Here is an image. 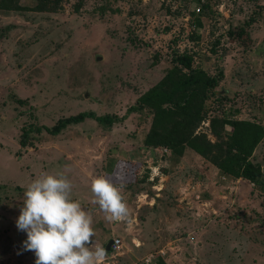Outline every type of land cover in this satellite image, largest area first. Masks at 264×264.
<instances>
[{"label": "rangeland", "instance_id": "rangeland-1", "mask_svg": "<svg viewBox=\"0 0 264 264\" xmlns=\"http://www.w3.org/2000/svg\"><path fill=\"white\" fill-rule=\"evenodd\" d=\"M263 5L0 0V264H35L16 221L28 185L58 173L92 217V247L106 250L109 240L121 239L104 264H143L159 254L167 264H264V184L219 177L204 158L161 161L162 148L148 152L143 144L151 113L136 107L171 66L173 51H186L194 67L211 75L222 70L197 131L214 140L216 115L264 124ZM233 28L246 35L232 40ZM88 111L113 123L87 118L56 135L44 129ZM252 161L264 182V139ZM107 172L123 185L125 220L109 221L92 203L91 182Z\"/></svg>", "mask_w": 264, "mask_h": 264}, {"label": "trees", "instance_id": "trees-1", "mask_svg": "<svg viewBox=\"0 0 264 264\" xmlns=\"http://www.w3.org/2000/svg\"><path fill=\"white\" fill-rule=\"evenodd\" d=\"M194 22L201 26L200 17H195ZM229 35L232 40L242 39L246 32L233 28ZM172 54L171 66L165 70L161 80L136 100L138 110L146 108L152 116L143 144L146 147L167 148L166 157L175 160L190 149L208 160L225 177L263 185L262 167L252 161V156L264 139V124L254 119L216 115L210 119L214 140H210L205 132L197 131L201 122L210 115L207 101L219 84L222 70L218 75H211L203 68L193 66L194 58L189 52L174 50ZM87 118L113 123L111 116H96L88 111L61 118L52 128L44 129L56 135L68 125L81 123ZM124 174L121 173L123 177ZM109 176L112 177V174L107 172L104 177L107 179ZM153 264L167 263L157 255Z\"/></svg>", "mask_w": 264, "mask_h": 264}, {"label": "clouds", "instance_id": "clouds-1", "mask_svg": "<svg viewBox=\"0 0 264 264\" xmlns=\"http://www.w3.org/2000/svg\"><path fill=\"white\" fill-rule=\"evenodd\" d=\"M117 187L105 177L91 182V191L109 221L128 217L129 209ZM73 184L63 173L43 174L24 192L25 200L16 221L27 233L26 250L33 251L35 264H104L106 250L94 248L95 230L91 215L72 197Z\"/></svg>", "mask_w": 264, "mask_h": 264}, {"label": "crops", "instance_id": "crops-1", "mask_svg": "<svg viewBox=\"0 0 264 264\" xmlns=\"http://www.w3.org/2000/svg\"><path fill=\"white\" fill-rule=\"evenodd\" d=\"M148 148V152H149V150H151V149H154V150H160L162 147H160V148H156V147H147ZM161 151V150H160ZM162 152V151H161ZM167 154L168 153H163V154H160V160L161 161H163L164 160V158L167 156ZM188 155H190L191 157H195L197 160H199V159H201L202 157L201 156H199L198 154H196L194 151H192V150H190V149H186L185 150V152H184V154H183V156L181 157V158H179V160L180 161H183V160H186L187 161V159H186V157L188 156ZM203 159V158H202ZM210 165H212V164H210ZM212 167H213V172L215 171V173H219L218 174V176L219 177H225V176H223L220 172H219V170L214 166V165H212ZM238 180V179H237ZM154 185H157V183H154ZM163 252V251H162ZM164 253V252H163ZM160 255V254H159ZM161 257H162V254L160 255Z\"/></svg>", "mask_w": 264, "mask_h": 264}, {"label": "built area", "instance_id": "built-area-1", "mask_svg": "<svg viewBox=\"0 0 264 264\" xmlns=\"http://www.w3.org/2000/svg\"><path fill=\"white\" fill-rule=\"evenodd\" d=\"M164 153H168L169 150L167 148H162ZM155 171V169H154ZM225 178V177H223ZM120 245H121V239L116 237L113 239V243L111 245V250L112 251H117L119 248H120ZM153 261H154V258L153 257H149V258H146L144 259V263L143 264H153Z\"/></svg>", "mask_w": 264, "mask_h": 264}, {"label": "water", "instance_id": "water-1", "mask_svg": "<svg viewBox=\"0 0 264 264\" xmlns=\"http://www.w3.org/2000/svg\"><path fill=\"white\" fill-rule=\"evenodd\" d=\"M112 243H113V240H109L108 242H107V244H106V251H110L111 250V245H112Z\"/></svg>", "mask_w": 264, "mask_h": 264}]
</instances>
